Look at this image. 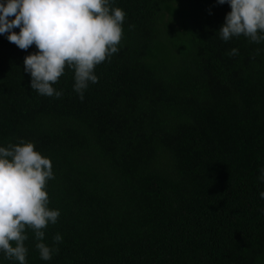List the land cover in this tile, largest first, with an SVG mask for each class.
Masks as SVG:
<instances>
[{
    "label": "trees",
    "instance_id": "16d2710c",
    "mask_svg": "<svg viewBox=\"0 0 264 264\" xmlns=\"http://www.w3.org/2000/svg\"><path fill=\"white\" fill-rule=\"evenodd\" d=\"M110 7L123 36L83 101L67 66L61 97L31 89L38 49L0 34V147L32 142L51 160L60 211L42 241L58 252L42 260L26 229L27 264H264V41L221 39L227 2ZM0 264L19 262L0 251Z\"/></svg>",
    "mask_w": 264,
    "mask_h": 264
},
{
    "label": "clouds",
    "instance_id": "9594fccd",
    "mask_svg": "<svg viewBox=\"0 0 264 264\" xmlns=\"http://www.w3.org/2000/svg\"><path fill=\"white\" fill-rule=\"evenodd\" d=\"M217 2L231 7L219 29L221 39L227 42L243 35L251 42L264 41V0ZM125 16L122 9L110 7V0H5L0 2V34L6 33L9 42L21 50L33 44L38 49L24 58L31 89L61 97L62 91L53 85L67 66L74 69V91L83 101L89 82H98L95 67L118 52ZM237 54L236 48L228 53ZM260 178L264 180V175ZM49 179H54L52 162L32 142L0 147V251L6 259L27 264L26 229L34 232L42 260L58 252L42 242L44 229L60 216L58 209L48 208ZM260 196L264 198V192ZM53 241L62 242V236L57 233Z\"/></svg>",
    "mask_w": 264,
    "mask_h": 264
}]
</instances>
